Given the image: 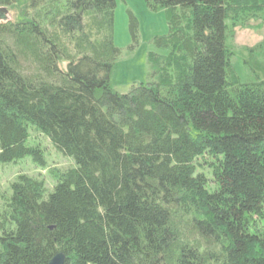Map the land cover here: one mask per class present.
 I'll return each instance as SVG.
<instances>
[{
    "label": "trees",
    "instance_id": "1",
    "mask_svg": "<svg viewBox=\"0 0 264 264\" xmlns=\"http://www.w3.org/2000/svg\"><path fill=\"white\" fill-rule=\"evenodd\" d=\"M145 3L167 13L166 55L118 94L114 0H0L15 14L0 23V164L46 167L31 125L75 166L48 195L23 175L0 193V264H264V82L237 77L226 45L264 30V5Z\"/></svg>",
    "mask_w": 264,
    "mask_h": 264
},
{
    "label": "rangeland",
    "instance_id": "2",
    "mask_svg": "<svg viewBox=\"0 0 264 264\" xmlns=\"http://www.w3.org/2000/svg\"><path fill=\"white\" fill-rule=\"evenodd\" d=\"M259 1L264 3V0ZM114 3L113 40L121 54L113 65L109 84L114 92L124 94L132 86L146 83L148 71L146 62L149 53L166 55V51L157 50L154 47L153 41L157 37L166 35L167 13L163 9L151 11L146 6L145 0H114ZM127 10L131 11L138 23V41L132 51L129 50L131 40L127 27ZM262 16L264 17V13ZM8 19L15 20L13 11H10ZM261 22L262 19L258 18L251 24L255 25ZM226 24L230 26L229 21H226ZM236 29L239 28H235L232 37L226 41V45L232 53L229 63L233 71L237 77L243 80L248 76L249 69H251L258 79L264 82V42L258 51H250L245 44L251 36L248 34L243 36L237 34V36L234 34ZM27 132L29 138L26 145L41 148L46 167L42 169L35 166L30 157H26L16 164H0V193L4 195L10 194V185L20 175L42 181L46 195H48L52 192L60 176L75 167L73 160L61 155L35 127L27 125ZM202 162L203 160L199 159L197 164ZM202 171L205 172V170ZM213 189L214 187H210L208 191L212 192Z\"/></svg>",
    "mask_w": 264,
    "mask_h": 264
},
{
    "label": "crops",
    "instance_id": "3",
    "mask_svg": "<svg viewBox=\"0 0 264 264\" xmlns=\"http://www.w3.org/2000/svg\"><path fill=\"white\" fill-rule=\"evenodd\" d=\"M264 5V3H262ZM253 21H251L248 25V27L244 28V30L236 29L234 34H241L242 36L244 34H248L251 36L248 41L246 42V46L250 51H252L257 45L263 44L264 42V30L258 29V24H251ZM258 27V28H257ZM237 35V36H238ZM262 47V45H261ZM261 49V48H260Z\"/></svg>",
    "mask_w": 264,
    "mask_h": 264
},
{
    "label": "water",
    "instance_id": "4",
    "mask_svg": "<svg viewBox=\"0 0 264 264\" xmlns=\"http://www.w3.org/2000/svg\"><path fill=\"white\" fill-rule=\"evenodd\" d=\"M7 11L5 8L0 9V23L7 21ZM64 256L62 254L55 255L48 264H63Z\"/></svg>",
    "mask_w": 264,
    "mask_h": 264
}]
</instances>
